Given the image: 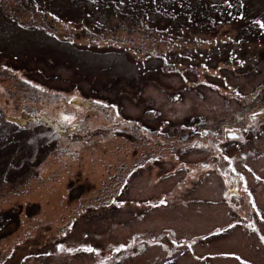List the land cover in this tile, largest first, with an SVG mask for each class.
Returning a JSON list of instances; mask_svg holds the SVG:
<instances>
[{"label":"rangeland","instance_id":"1","mask_svg":"<svg viewBox=\"0 0 264 264\" xmlns=\"http://www.w3.org/2000/svg\"><path fill=\"white\" fill-rule=\"evenodd\" d=\"M223 1L0 0V264H264V0Z\"/></svg>","mask_w":264,"mask_h":264},{"label":"trees","instance_id":"2","mask_svg":"<svg viewBox=\"0 0 264 264\" xmlns=\"http://www.w3.org/2000/svg\"><path fill=\"white\" fill-rule=\"evenodd\" d=\"M88 1V3L91 1V0H86V2ZM199 3H194L193 1H191V0H189V1H185V0H173V3H171V4H169V3H163L162 4V6H165V7H172V10H174L175 12H179V10H181L182 8H185V9H190V11H188L187 13H186V15H188V14H190V12H191V10L194 8V7H196V6H202L203 4V2L201 3V0H197ZM203 1V0H202ZM85 2V1H84ZM229 6V1L227 0H225V1H223L222 3H220V4H217V7L216 8H227ZM240 6V5H239ZM239 6H238V8H237V12H238V9H239ZM210 7H214L215 8V6L214 5H211L210 4ZM130 8H133V7H130ZM169 13V15H173V12H171V11H169L168 12ZM215 17V19L216 18H218V14L217 13H215V12H211V14H210V18L211 19H213ZM234 17H235V14H231V18L232 19H234ZM236 18V17H235ZM193 22V24H192V26L193 27H195V25L197 26V22L195 21V20H192ZM248 33H249V38L247 39V40H259V41H261L262 40V38H260V36H259V34H258V32H257V30H255L253 27H251L250 26V24H249V26H248ZM191 129L196 133V130H195V128L194 127H191ZM147 131H148V129H147ZM154 132H158V131H156V130H153ZM197 131H199V130H197ZM158 133H165V135L167 136H169V135H171V133H170V131H168V132H161V131H159ZM165 138H167V137H165ZM155 139H158V138H155ZM174 141V140H173ZM178 141V139H176L174 142H177ZM178 143V142H177ZM184 148V147H183ZM182 148V149H183Z\"/></svg>","mask_w":264,"mask_h":264},{"label":"water","instance_id":"3","mask_svg":"<svg viewBox=\"0 0 264 264\" xmlns=\"http://www.w3.org/2000/svg\"><path fill=\"white\" fill-rule=\"evenodd\" d=\"M228 136H229V137H234L235 134H234V133H229Z\"/></svg>","mask_w":264,"mask_h":264},{"label":"snow or ice","instance_id":"4","mask_svg":"<svg viewBox=\"0 0 264 264\" xmlns=\"http://www.w3.org/2000/svg\"><path fill=\"white\" fill-rule=\"evenodd\" d=\"M262 27H264V25H261Z\"/></svg>","mask_w":264,"mask_h":264}]
</instances>
